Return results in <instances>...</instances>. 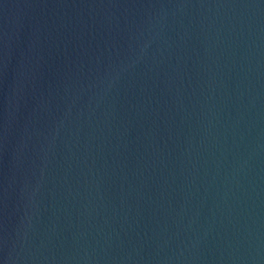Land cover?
Masks as SVG:
<instances>
[{
    "label": "water",
    "instance_id": "obj_1",
    "mask_svg": "<svg viewBox=\"0 0 264 264\" xmlns=\"http://www.w3.org/2000/svg\"><path fill=\"white\" fill-rule=\"evenodd\" d=\"M0 264H264V0H0Z\"/></svg>",
    "mask_w": 264,
    "mask_h": 264
}]
</instances>
